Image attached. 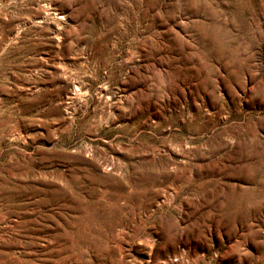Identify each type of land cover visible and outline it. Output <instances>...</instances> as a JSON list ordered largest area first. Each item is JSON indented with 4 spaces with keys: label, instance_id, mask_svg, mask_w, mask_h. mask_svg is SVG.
<instances>
[{
    "label": "rangeland",
    "instance_id": "374dc122",
    "mask_svg": "<svg viewBox=\"0 0 264 264\" xmlns=\"http://www.w3.org/2000/svg\"><path fill=\"white\" fill-rule=\"evenodd\" d=\"M0 264H264V0H0Z\"/></svg>",
    "mask_w": 264,
    "mask_h": 264
}]
</instances>
